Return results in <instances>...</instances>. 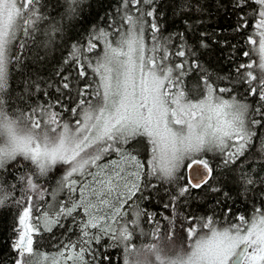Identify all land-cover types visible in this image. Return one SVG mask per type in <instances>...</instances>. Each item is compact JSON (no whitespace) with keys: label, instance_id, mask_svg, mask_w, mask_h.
Masks as SVG:
<instances>
[{"label":"snow or ice","instance_id":"6c2138e0","mask_svg":"<svg viewBox=\"0 0 264 264\" xmlns=\"http://www.w3.org/2000/svg\"><path fill=\"white\" fill-rule=\"evenodd\" d=\"M83 2L66 0V15H77L78 5ZM162 3L163 0H120L118 14L128 25L127 30L111 25L114 39L108 40L107 32L97 30L90 35L86 46L73 45L71 59H66L65 64L74 62L81 79H86L88 68H92L99 75V84L91 94L88 92L89 84L79 91L81 99L70 109L79 118L70 125L62 119V113L55 110L58 105L63 107L59 100L36 104L18 112L6 108L9 65L13 60L18 64L22 61L20 54L11 55V46L19 32H23L25 37L32 36L39 22L47 17L39 11L40 0H0V210L9 202L15 204L18 224L24 225L23 232L14 226L16 238L10 247L15 257L11 264H29L25 257L38 254L35 236L40 232L41 223L48 231L55 226L63 227L62 219L71 217L75 222L73 213L78 209H82L87 217L81 222V232L88 239L77 245L69 243L65 250L74 251L79 264H91L86 259L88 256L96 258L90 245L93 241L99 243L100 236L90 234L89 228L107 233L110 239L123 245V264H153V261L155 264H264V209H256L251 221L240 216L239 224L226 227H217L212 217H197L189 213L184 216L180 231L187 233L191 243L186 249L176 241V209L181 198L187 202L193 190L202 189L205 185L213 192H221L220 187L210 184L216 169H231L251 147L258 131L264 129V0H230L238 16L237 32L243 31L248 24L243 10L249 3L257 6L249 8L256 17V31L247 43L257 45L260 60L258 63H242L236 69L240 73L239 82L248 86L246 96L258 97L255 107L230 95L233 92L232 81L225 85L215 84L199 60L196 45L183 43L189 32L195 33L196 21L206 12V4L201 0H178L174 14L183 17L184 23L191 27L178 33L181 45L175 55L181 60L174 65L170 62L168 44L172 36L165 38L162 35ZM217 8H227L224 0H218ZM145 18H151L148 24L153 41L147 48ZM51 31H60L58 24L53 23ZM207 35V32H200V48H208L204 39ZM257 35L259 41L254 38ZM99 38H105L106 50L95 64L85 66L84 53L93 51L97 47L94 41ZM20 47H25V44L21 42ZM243 55L248 57L250 53L245 51ZM241 69L247 71L241 73ZM196 72L201 73L197 87H203L202 95H193L186 87V78ZM57 75L61 80L56 91L69 90L70 74L58 72ZM219 79L227 80L228 77ZM28 88L30 99L31 91L39 92L41 85L28 82ZM44 95L48 93L44 92ZM89 95L90 99H84ZM137 137H146L151 144L148 175L176 188L170 202L164 205L165 209H172L171 215L158 218L157 214L147 213L139 206L132 209L131 220L124 219L126 212L124 215L121 213L126 201L120 199V182L123 181L126 188L131 183L127 199L141 190L139 178L143 165L135 150L125 147ZM113 152L119 154L125 163L134 164L136 171L126 172L124 168L112 171L107 164L99 163ZM260 152L264 154V138H261ZM216 155L220 157L219 164L213 163ZM111 163L116 164L115 161ZM29 164L32 167H28ZM58 164L69 167L56 181L57 186L50 190L39 181L48 177ZM185 167L186 177L179 174ZM10 169L24 170L18 176L22 186L19 197H13L15 183L9 186L8 191L5 190L3 174ZM252 172L241 169L239 180L244 192L255 187L257 180ZM74 174L83 179H70ZM129 176L135 179L129 181ZM185 179L186 183H181ZM259 179L264 184V177ZM76 185H79L78 189ZM149 186L156 187L155 184L144 185ZM65 189L70 194L68 202H59L58 210L43 209L38 203L46 195L55 198ZM77 191L79 198L75 199L71 193ZM223 194L230 198L229 193ZM104 208L109 211L101 214ZM36 212L41 213L40 217L33 215ZM142 215L147 216L153 228L150 242L137 246L131 241L136 229L141 227ZM30 216L37 221L33 227L26 224ZM163 221L169 224L166 234L161 227ZM112 223L117 227L113 228ZM202 229L207 231L197 235ZM166 246H171L175 255H164Z\"/></svg>","mask_w":264,"mask_h":264},{"label":"trees","instance_id":"16d2710c","mask_svg":"<svg viewBox=\"0 0 264 264\" xmlns=\"http://www.w3.org/2000/svg\"><path fill=\"white\" fill-rule=\"evenodd\" d=\"M178 0H163L160 6L162 12L161 19L163 20L162 35L167 38L169 35L172 39L169 41L168 47L170 51V62L174 65L181 58L175 55L177 47L181 45V40L178 38V33L186 27H191L184 23V18L174 13L177 11ZM206 4V12L201 18L196 21L195 33L189 32L187 38L183 41L185 45L189 42L195 44L198 48V56L200 62L207 69L210 79L219 85L229 84L232 81L233 92L230 95H235L238 99L245 100L250 106L255 107V102L258 97L246 96L248 86L239 82L240 73L236 69L242 63H258L260 56L257 45L247 43V39L253 36L256 31V17L249 12V8L255 9L257 6L254 3H249L248 8L243 11L248 18L247 27L243 31H235L238 22V16L231 7L230 0H224L227 8H217L218 0H201ZM120 0H84L78 5V14L72 17L66 15L68 4L66 0H40L39 11L47 17L46 20L40 21L37 25V30L30 37H25L23 32L17 34V39L11 46V55L20 54L22 61L18 64L15 60L9 65V86L6 89L5 95L9 97L6 108L9 111H20L34 107L36 104L53 103L56 100L60 101L56 107V111L62 113V119L70 125L75 124V120L79 117L74 115L70 109L75 107L81 97L79 91L83 89L85 84L91 85L88 92L91 94L99 84V75L88 68L86 79H81L76 71L74 62L65 64V60H70V54L73 50V45L84 47L87 45L90 35L97 30L108 33V40L115 38L114 30L110 28L115 25L119 30H127L128 25L124 23L122 15L118 14V5ZM131 7V6H130ZM135 15V12H133ZM196 15V14H193ZM151 18H145V44L146 48L151 47L153 41L150 34L148 21ZM53 23L58 24L60 31L52 32ZM200 32H207L204 37L207 40L208 48H200L198 41L201 39ZM257 40V36L254 37ZM23 42L25 47L21 48ZM97 47L91 52H85L86 59L83 61L85 66L89 63L95 64L97 59L101 57L106 50L105 38H99L94 41ZM248 51L250 55L245 57L243 53ZM191 59V58H189ZM247 69H241V73ZM61 72L63 75L71 76V88L69 90H61L57 92L56 88L60 84L61 77L57 75ZM201 73L196 72L190 74L186 78V87L193 95H202L203 87H197L200 84ZM228 77L227 80H220L219 77ZM28 82L32 84L39 83L40 91H31L29 99ZM51 85V87H49ZM44 92L48 95L45 96ZM24 97L23 100L20 97ZM91 96H86L84 99H90ZM225 98H228L226 96ZM9 105L11 107H9ZM261 138H264V129L258 131L257 136L253 139L251 147L246 151L236 164L231 166V169L225 170L217 168L215 178L210 181V184L220 187L221 192H213L208 185L202 189L193 190L187 202L181 198L176 209L178 219L176 220L177 244H183L187 249L190 240L186 232H181L180 227L184 222V216L193 213L197 217H212L216 221L217 227H226L230 224H239L238 217L243 216L247 220H251L256 214V209H264V184L260 182V177H264V154L260 152ZM129 149H134L140 163L143 165L140 169L141 175L139 183L141 190L136 191L135 195L127 199L128 193L123 194L121 200L126 202L121 209L124 219L131 220L133 218L132 209L139 206L147 213H155L158 218L164 215H171L172 209H165L164 205L169 203L171 195L176 193V188L173 184L156 180L148 175V162L151 159V144L146 137H137L136 140L125 146ZM212 157V154H208ZM122 159L115 152L106 155L99 163L106 164ZM214 164L220 163L219 155L213 159ZM187 164V161L185 162ZM28 167H32L30 164ZM68 165L58 164L53 172L48 177L42 178L39 183L43 184L48 189L55 188L56 181L62 178L66 172ZM253 168L255 169L252 172ZM241 169L252 172L254 179L257 180L255 187L244 192L239 177ZM23 169H10L9 172L3 174L5 190H9V186L16 184V190L13 192V197L21 195L22 186L18 180V176L23 173ZM96 171V169H92ZM133 171H136L134 167ZM180 175L186 177V167L180 170ZM73 179L82 180V177L76 176ZM219 182V183H217ZM186 183V179L181 181ZM155 184L156 187H144V185ZM77 189L79 185H76ZM79 191L71 193L73 198H79ZM224 192L230 194V198L224 196ZM69 193L67 189L62 191L58 196L53 198L51 195H46L44 200L38 201L43 206V209L56 208L58 210L59 202H68ZM124 198V199H123ZM40 217L41 213L33 214ZM76 217L73 222L71 217L62 219L63 227L55 226L51 231L45 230L43 224L40 226V232L35 236L38 240L37 251L42 253H70L74 251H66L65 245L79 244L82 240L88 239L82 236L81 222L86 220L82 209H78L73 213ZM18 209L15 204L9 202L8 206L0 210V264H11V260L15 257L10 245L16 238L14 226L23 232L24 228L18 224L17 220ZM30 221L36 225L37 221L29 217ZM141 227L136 229L132 239V243L139 246L143 243L150 242L151 230L153 225L148 222L147 216L142 215L140 218ZM112 227L116 228L117 224L112 223ZM161 227L166 234L169 224L167 221L161 223ZM205 229L198 231L197 235L202 234ZM90 234L100 236L99 243L92 242L90 247L95 250L96 258L92 256L86 257L91 264H123V245L118 244L115 240L110 239L107 233H102L98 229L89 228ZM142 233H148L144 235ZM164 255L173 256L175 250L171 246H166ZM106 257V258H104ZM26 258V257H25ZM30 264V263H29ZM153 264L155 262L153 261Z\"/></svg>","mask_w":264,"mask_h":264},{"label":"rangeland","instance_id":"374dc122","mask_svg":"<svg viewBox=\"0 0 264 264\" xmlns=\"http://www.w3.org/2000/svg\"><path fill=\"white\" fill-rule=\"evenodd\" d=\"M259 39H260V37L257 35V41H259ZM115 162H116L115 165L112 164V163H106L108 165V167H109L110 170H112V171H119L120 168H124L126 170V172H134L133 171V169L135 167L134 164L125 163L122 159H120L118 161H115ZM117 165H118V167H117ZM76 176H78V175H75L74 174V176L71 177L70 179H73ZM88 179H91V178L89 177ZM134 179H135V177L129 176V181H132ZM120 184H121V187L118 189V192H119L120 199H121V197H122L123 194H126V193L129 194V191L131 190V183H129V185H128L127 188L123 186L124 185V182L123 181H121ZM115 197H116V193L114 192L113 193V200H114V202H115ZM107 211H109V209L104 208V209H102L101 214H103V212H107ZM26 224L29 227L35 226L33 224V222L30 221V220H27L26 221ZM22 226L24 228V225H22ZM204 231H207V230L205 229ZM190 243H191V241H190ZM69 256H72L73 258L72 259H69L68 258ZM26 259L29 261L30 264H79V261H77L75 259V252H70V253L65 252L64 255H61V253H42V252H38V254H36V255H28V256H26Z\"/></svg>","mask_w":264,"mask_h":264},{"label":"water","instance_id":"95a60500","mask_svg":"<svg viewBox=\"0 0 264 264\" xmlns=\"http://www.w3.org/2000/svg\"><path fill=\"white\" fill-rule=\"evenodd\" d=\"M186 176H187V169H186Z\"/></svg>","mask_w":264,"mask_h":264}]
</instances>
